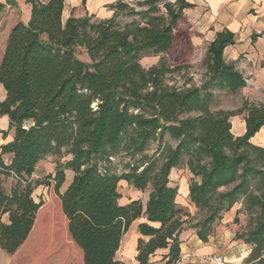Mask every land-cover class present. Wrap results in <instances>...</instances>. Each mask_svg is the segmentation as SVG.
I'll return each instance as SVG.
<instances>
[{
	"label": "trees",
	"instance_id": "1",
	"mask_svg": "<svg viewBox=\"0 0 264 264\" xmlns=\"http://www.w3.org/2000/svg\"><path fill=\"white\" fill-rule=\"evenodd\" d=\"M64 1L25 0L30 17L12 26L0 61L6 92L0 117L6 115L14 130L0 145V217L6 215L0 250L15 254L32 230L30 252L38 238L45 241L41 253L60 250L52 206L40 218L42 201L32 197L36 187L53 183L80 264H120L122 236L140 217L137 264H178L179 234L189 212L176 204L178 187L169 184V173L185 165L189 203L203 214L193 226L197 238L207 242L214 224L240 204L233 222L242 213L247 225L235 238L250 246L242 264H264V147L250 140L264 127V103L245 99L235 110L216 108L219 92L236 94L246 84L223 55L234 33L218 31L207 45L199 85H169L166 75L179 66L160 56L145 68L140 59L149 52L168 54L186 40L177 26L191 4L116 0L109 18L71 15L62 21ZM122 16L135 18L122 22ZM238 114L245 132L234 135L230 119ZM48 155L58 158L53 173L37 177ZM66 170L72 177L61 190ZM121 181L141 192L150 187L145 205L139 199L120 204ZM160 250L166 252L151 260ZM58 261L68 264V257Z\"/></svg>",
	"mask_w": 264,
	"mask_h": 264
},
{
	"label": "crops",
	"instance_id": "2",
	"mask_svg": "<svg viewBox=\"0 0 264 264\" xmlns=\"http://www.w3.org/2000/svg\"><path fill=\"white\" fill-rule=\"evenodd\" d=\"M40 1L45 2L47 0ZM115 1L116 0H65L61 16L62 21H65L71 15L75 17L93 15L98 19L109 18L113 14V9L110 8L109 5L113 4ZM185 1L191 4V6L183 10V17L178 23L177 31L184 32L186 36L185 41L189 45L194 46L196 51L200 52V54H204L207 45L214 39L216 32L227 29L234 33L235 42L225 47L223 55L226 62H234L236 69L242 74L246 84L238 93L229 94L231 97L240 99L238 107L241 106L245 99L255 104L264 103V0ZM30 12L31 5L26 3L25 0H0V61L10 29L18 21L27 22L30 17ZM5 95L6 92L2 84H0V100H3ZM216 108L234 110V108L226 107L223 101L216 105ZM230 120L231 131L234 135H241L245 132V123L242 114L234 115ZM235 121H238L236 128L234 126ZM0 130L7 133L4 137L0 132L1 145L2 143L10 141L14 133L13 128H9L8 117L6 115L0 117ZM260 137L264 138V127L250 139L252 143L264 147V143L259 141ZM4 157L8 160L10 155H4ZM178 168L179 167L172 168L169 173V184L178 187L176 204L195 210L196 208L189 203L188 199V182L191 174L185 165H182L180 170H178ZM67 171L69 170L65 171L66 174ZM178 171H180L179 176ZM69 172L72 177V172ZM236 205V207L233 206V208L225 214H231L240 208V204ZM33 232L34 230H32L25 243L15 254L8 256L0 250V264H22V257H27L28 251L30 250ZM139 236L138 234L137 238ZM189 236L190 239L188 240L187 237ZM215 238V236L210 235L208 242L202 243V241L197 238L195 230L191 232L181 230L179 234V239L181 241L180 253L188 250L196 251L195 253L199 256L212 253L210 251L214 250V246L210 242ZM188 245L193 246V248L189 249ZM232 245L235 246L230 249L231 252L236 251V247H240L242 253L231 257L229 262L233 264L232 261H238L237 264H242L243 259L247 257L250 252V246L247 247L246 244L241 241L233 243ZM131 246L133 250L130 255L135 256L136 242L131 241L127 245L128 248ZM122 247L123 237L116 253V259L119 251H122ZM160 251L161 253L166 252L165 250ZM63 255L64 253L58 254L59 260L62 259ZM117 260L120 261L119 259Z\"/></svg>",
	"mask_w": 264,
	"mask_h": 264
},
{
	"label": "rangeland",
	"instance_id": "3",
	"mask_svg": "<svg viewBox=\"0 0 264 264\" xmlns=\"http://www.w3.org/2000/svg\"><path fill=\"white\" fill-rule=\"evenodd\" d=\"M173 1V0H171ZM130 6L134 7L136 10H140L135 1H129ZM133 16H122L121 21H130L132 20ZM205 53V52H204ZM160 56H163L165 61L171 67H180V70L174 72L172 74L166 75V82L169 85H176V86H183L185 83L189 84H200L204 78V66L202 64L204 59V54H200V52L196 51V48L192 45H189L185 40L182 41L180 44H177L168 54L165 55H152L151 52L146 53L141 59L140 63L143 67L147 68L151 65H154L158 62ZM79 57L83 60H88L86 54L83 51H79ZM223 101V104L228 108H235L237 109L238 105L240 104V99L236 97H231L229 93L226 91L219 93L216 97V103H220ZM238 125V121L234 123L235 128ZM259 141L264 143V138L260 137ZM155 148V144H150L147 153L151 154ZM68 156H64L60 158V160H64ZM6 159V157H5ZM7 160V159H6ZM58 160L57 157L53 155L46 156L43 160L40 161L37 167V177L39 176H46L49 173H53L55 162ZM182 167L179 166L178 170ZM66 174V172H65ZM180 171H178V176ZM181 176V175H180ZM71 179V173L67 171L66 174V181L64 182L61 190L69 183ZM118 190L120 192L121 198L119 199V203L123 204L126 203L128 200L131 199H139L143 205H145L146 200L148 198V193L150 191V187L146 188L143 192L135 190L133 187L127 185L125 182L121 181L118 185ZM32 197L36 202L42 201V205L39 208V217L44 213L45 208L48 205H51L52 212L54 216H56L55 223L52 230L53 234L56 235L58 238L63 240L62 244L60 245V250L56 251L52 254V256H48L47 254L41 253L40 251L43 249L42 246H45V241L36 239V251H28L27 257H22V264H58L59 256L58 254L61 253L64 255L67 254L68 257V264H80V252L79 250L73 245L70 241V237L66 233V220L60 210L59 200L54 193L53 190V183L50 186H38L32 192ZM237 206L236 204L234 205ZM186 208V212H189L188 216H183V219L186 220L185 224L182 225L181 230L191 232L194 230V224L203 217V214L200 213L197 209L191 210L188 207ZM191 210V211H190ZM238 210V209H237ZM236 210V211H237ZM236 211H232L231 214H223V217L217 221L212 229L211 235L215 236V239H212L210 243L214 246V250L210 251L212 253L204 254L202 256L208 255H218L222 256L225 259L224 264H231L229 259L234 257L235 255L242 253L240 247H236V251L231 252L230 249L234 248L235 245L233 243H237L238 240L235 238V233L242 231L246 228L247 225V216L239 213L237 214V220L233 222L234 217L236 215ZM1 221H6V215H2L0 217ZM144 217H140L134 220L131 225L129 226L128 230L123 234V247L122 251H119L117 255V259L121 261L120 264H137L135 260V256H131L133 247H127V245L132 241L136 242L138 232L136 230V226L138 222L143 221ZM49 220L47 221L44 219L42 224H48ZM40 239H42L40 237ZM190 239V236L187 237ZM122 240V239H121ZM208 242V240H207ZM127 243V244H126ZM205 243V242H202ZM126 244V245H125ZM201 245V244H200ZM248 247L249 245L246 244ZM41 248V249H40ZM188 248H193V246H189ZM3 252V251H2ZM196 252V251H195ZM63 255V256H64ZM201 255V254H200ZM48 256V257H47ZM161 256V251L156 252L152 257L151 260H159ZM202 256L197 255L196 258H191L188 260L183 261L182 264H208L206 261H202ZM233 264H237L236 261H232ZM243 262V261H242ZM157 264H162V262H157Z\"/></svg>",
	"mask_w": 264,
	"mask_h": 264
},
{
	"label": "built area",
	"instance_id": "4",
	"mask_svg": "<svg viewBox=\"0 0 264 264\" xmlns=\"http://www.w3.org/2000/svg\"><path fill=\"white\" fill-rule=\"evenodd\" d=\"M197 254L193 250H188L180 253V258L178 264H182L183 261L196 258ZM203 261H206L208 264H224L225 259L222 256L218 255H208L202 256Z\"/></svg>",
	"mask_w": 264,
	"mask_h": 264
}]
</instances>
